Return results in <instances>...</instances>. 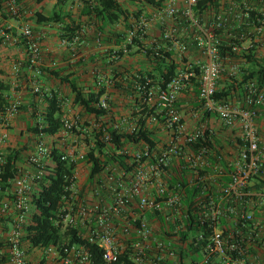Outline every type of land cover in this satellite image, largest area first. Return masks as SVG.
<instances>
[{
	"label": "built area",
	"instance_id": "2783aa9c",
	"mask_svg": "<svg viewBox=\"0 0 264 264\" xmlns=\"http://www.w3.org/2000/svg\"><path fill=\"white\" fill-rule=\"evenodd\" d=\"M196 3L197 0H164L163 7L132 20L131 28L120 44L125 51L128 45L137 40L138 48L143 53L158 55L165 52L180 60L187 59L175 75L162 83V87H151L144 99L150 107L155 108V112L146 119L147 125L159 126L170 134L167 144L154 156L153 161H149V148L143 146L132 153L130 162L135 164L129 171L108 165L92 181V187L82 189L83 197L79 198V164L85 162L86 153L72 147L65 149L60 157L74 163L71 185L65 186L64 191L68 192L71 200L77 201L74 207L61 209L66 213L58 214L56 224L61 228L80 229L79 236L97 244L102 251V260L107 263L117 262L125 250L130 251L133 264L175 259L178 232L185 230L182 219L189 218L182 200L184 187L180 183L170 185L168 182L171 178L169 168L175 159L182 162L181 169L193 175L188 177L187 186L203 184L194 197L193 216L199 230L204 227L209 235L203 238L200 232L195 240H184V245H196L205 239L202 258L195 264L210 261L213 264H264V192L249 189L254 177L264 179V137L259 134L256 125L257 116H264V90L259 89L254 81L246 84L248 109L214 98L222 73L227 71L228 75L235 76L239 70L237 63L230 64L227 69L224 67L219 52L223 39H230L231 50L240 52L238 43L250 42L254 35L263 33L264 14L255 11L246 2H231L213 11L206 20L199 21L194 15ZM17 5V0L6 1L7 11L15 17L20 15ZM254 12L256 14L253 16ZM152 26L158 30L155 35L151 32ZM38 38L28 25L22 26L17 35L0 30L3 45H16L20 39L23 40L27 60L31 68L35 66L32 93L45 97L50 93L41 88L37 79L40 73L37 66L42 53ZM61 43L68 47L73 44ZM189 45L195 47L197 58H188ZM194 66L198 68V76L192 71ZM18 72L19 66L14 65L12 74L15 76ZM192 77L196 80L202 114L214 116L228 131L238 130L241 149L227 158L226 172L218 162L210 165L208 146L191 147L199 140L204 141L206 132L215 133L209 121L202 118L197 126L189 129L176 108L178 96L191 86ZM100 83H105V78H97L96 86ZM20 106L21 101L16 97L0 113V126L3 128L0 130V146L8 139L5 129L7 121L19 112ZM98 106L109 110L106 95L100 98ZM67 112L60 119L57 136L65 138L71 133L80 140L88 139L86 137L90 136L91 130L80 127L79 115H67ZM34 118L40 129L41 114L36 111ZM111 125L128 132L137 128L136 120L129 115L114 119ZM99 126L92 124L93 128L99 129ZM99 140L104 144L109 143L105 129H102ZM50 153L44 136L37 135L27 156V163L32 169H17V175L5 181L10 186L12 199L5 197L0 200V237L8 264H30L21 244L22 224L31 210L33 184L44 175ZM142 158L147 159L141 161ZM4 165L5 158L0 155V174ZM205 167L212 169L213 173L200 175V170ZM204 182H207L206 186ZM63 198L66 199V196L63 195ZM148 214L153 217L149 219ZM158 215L172 236L163 239L156 234ZM254 247V253H251L249 250ZM43 251L47 255L58 256L52 246ZM148 252L152 259L146 258ZM65 253L60 258L62 264H91L89 252L82 245L72 246Z\"/></svg>",
	"mask_w": 264,
	"mask_h": 264
},
{
	"label": "trees",
	"instance_id": "16d2710c",
	"mask_svg": "<svg viewBox=\"0 0 264 264\" xmlns=\"http://www.w3.org/2000/svg\"><path fill=\"white\" fill-rule=\"evenodd\" d=\"M6 1L0 0V18L13 19L15 16L7 11ZM79 1L82 4L80 17H85L89 20V22L86 20V23L92 25L98 43L112 46L107 48L103 53L107 59L104 57L100 58V64L103 65L100 76L104 78L106 73H108L105 77V83H100L99 86H96L95 80V85L93 86H79L75 78L71 77V73L64 75L69 65L66 67L53 66L51 69L44 70L39 68V71L57 79L60 84L70 90L72 94L70 104L80 110L77 114L81 118L80 127L91 130L89 137L92 138L87 136L86 138L88 139L85 140L86 144L90 146L85 154V163L89 165L87 183V187L89 188L92 187V181L95 177L108 165H113L118 170L122 169L124 171H129L134 166L135 163L130 162L132 154L126 149L127 146L136 147L138 150L143 146H147L149 148V161H153L154 156L167 144V142H162L163 139H161L159 126L147 125L146 119L150 114L155 112V108L150 107L144 99L151 87L155 85L162 87V83L175 75L187 59L180 60L175 55L165 52L158 55H154L152 52L143 53L138 48L139 43L137 40L132 45H128L125 51L120 47L127 31L131 28V21L136 20L143 14L139 5L154 10L163 7L164 0H129L130 4L139 8L137 10H128L117 0ZM68 2H74V0H57L58 5L62 6ZM220 3L221 0H197L194 7L195 17L199 21L206 20L213 11L219 8ZM255 14L256 12L252 15L254 16ZM66 18L71 19L67 13L61 12L60 14L52 13L46 18L36 17L33 21L35 24L42 22L47 24L57 23L61 27L60 40L74 43L80 39L79 37L83 33V26L85 24L80 21L74 22L71 20L65 24L64 20ZM0 29L8 31L3 25L2 20H0ZM230 41L226 37L222 41V45L219 48L221 61L226 69L230 64L237 63L239 70L235 76L228 75L227 71L222 73L220 81L222 78L223 85L222 87L218 86L214 98L231 102V98L237 96L240 101L239 107L248 109L250 105L246 102L245 86L249 81H254L259 89L264 90V62L254 54L255 48L253 45L249 48H243L242 43H238L240 52H233L229 45ZM19 43L24 44L23 40L19 41ZM115 46L119 47L114 48ZM136 53L143 55V59L139 63L141 66L139 69L138 67L132 68L121 64L125 55H134ZM106 68H109L108 72L107 70L105 71ZM93 70L95 69L93 68ZM192 71L195 76H198L197 67L194 66ZM97 72V70L94 71L93 79H95ZM195 81V77H192L190 79L191 86L187 89V91L189 89L190 91L178 96L176 102L177 108H184L179 105L186 98L193 101L196 108L199 107V104L196 103L198 92ZM7 90L8 86L0 80V113L9 103ZM33 95L38 96L34 93ZM104 95L107 96L109 110H104L98 106L100 98ZM40 99L46 103L45 110L41 113L42 118L39 123L41 128H38L36 121L33 122V117H35V112L38 109L32 107L30 110L32 122L27 128V132H30L33 137L42 134L45 139H52L49 145L51 153L49 161L45 163L44 175L33 184L30 200L31 210L22 224L21 244L24 250L26 247L43 250L52 246L56 249L60 259L72 246L82 245L89 252L91 264H133L129 257V250H125L119 256L117 262L107 263L103 261L101 248L97 244L90 243L86 239L81 238L79 236L80 229L61 228V226L56 224L58 214L63 215L66 213L61 209L68 206L74 207L76 204L77 200H71L68 197V192L64 191L65 186L71 185L75 167L74 163L69 160H61L60 157L65 149L57 141L59 140L57 134L60 129V119L63 115L61 103L64 97L58 95L57 92L51 91L50 96L45 95V97ZM121 109L122 111H127L131 119L136 120L137 128L135 131L128 132L125 129H115L112 127V121L122 115L120 113ZM21 110L24 111L23 106L19 107V111ZM94 123L100 125L99 129L92 127ZM102 129H105L108 133L109 143L107 144L99 140ZM78 134L81 135L82 133L78 132ZM165 134L167 140L170 135L169 131L166 130ZM34 141L35 139L33 143ZM159 144L163 147L159 148ZM199 145H206L210 148V165H215L218 162L225 172L228 170L226 165L227 158L236 154L241 149V141L238 134L236 135L233 131L222 132L220 135L206 132L204 141L199 140L191 145V147L195 148ZM22 150L10 152L5 157V165L0 174V200L5 197L12 199L10 186L5 181L17 175L16 163L20 160ZM146 159L142 158L141 161H145ZM181 164L182 162L173 160V164L169 168L171 178L168 179L170 185L180 183L184 187L182 200L189 215V218L182 219L185 230L178 232L179 240L175 241L176 257L174 260L164 258L159 263L147 261L145 264H195L202 258V248L205 245V239L196 245L192 243L184 245V240H195L200 232L203 238L209 235V231L204 227L201 231L199 230L198 224L194 223L195 216H193L194 197L198 194L203 184H200L198 187L187 186L188 177H192L193 175L185 169H181ZM199 173L204 176L210 175L213 171L209 167H205ZM219 180L225 179L219 178ZM204 185L206 186L207 182H204ZM249 189L264 192V179L260 176L254 177ZM82 192L83 190L79 191V198L83 197ZM63 195L66 196V199L63 198ZM147 217L151 219L153 215L148 214ZM157 219L158 227L155 230L156 234L163 239L172 236L166 231V224L162 217L158 215ZM254 249L255 247L250 248L249 251L254 253ZM151 256V253L148 252L146 258L152 259ZM6 261L5 248L0 237V264ZM207 264L213 263L210 261Z\"/></svg>",
	"mask_w": 264,
	"mask_h": 264
},
{
	"label": "crops",
	"instance_id": "0c3cea01",
	"mask_svg": "<svg viewBox=\"0 0 264 264\" xmlns=\"http://www.w3.org/2000/svg\"><path fill=\"white\" fill-rule=\"evenodd\" d=\"M117 1L123 6L126 4V0ZM231 2H246L255 11L264 14V0H221L219 7L227 6ZM18 4L17 8L20 11V15L14 17L13 19L0 18V20H2V23L8 32L13 35H17L19 29L24 25L30 26L33 33L38 35V42L42 53L41 62L39 66H37V69L39 70V68H42L44 70L51 69L53 66L66 67L69 65V67H67L68 70L64 72V75L71 73V77L75 78L78 85L82 87L95 85L94 81L97 80V78H100V74H102L103 65L100 64V58L104 57V51L112 46H106L98 43L96 34L93 32L92 25L90 23H86L87 21L89 22V20L85 17H80V9L82 7L80 1L74 0V2H68L64 6L58 5L57 0H19ZM146 8L150 10L149 12L156 10H152L148 7ZM61 12H65L71 17V19L66 18L64 20L65 24L70 22V20L74 22L80 21L85 24L83 26V33L79 37L80 39L75 41L69 47L62 45L59 38L61 27L57 23L47 24L42 22L40 24H35L33 21L36 17L46 18L52 13L60 14ZM157 31L158 30L155 26L151 27V32L154 35L157 34ZM20 41H22V39H20ZM251 45L255 48L254 54L260 58L262 62H264V31L261 35H254L252 41L242 43L243 48H249ZM116 47L117 46L114 48ZM189 51L191 52L188 57L190 60L195 57L196 54L198 55L193 45H189ZM142 59L143 55L140 53L125 55L121 64L132 68L138 67L139 69V67H141L139 63ZM14 65L19 66V72L15 76L12 74V68ZM34 68L35 66L31 68V65L27 60L26 50L22 44L3 45L0 42V80L8 86V101L17 97L21 101V106L24 108V111H19L13 118L7 121L5 129L8 133V139L2 146H0V155L5 158L10 152L24 149L21 151L22 155L20 160L16 163L17 169L24 171L32 168L28 163H24L23 152L29 154L33 147V140L36 139V136L33 137L30 132H27V128L32 122L30 110L32 107H36L41 114L44 112L46 107V103L40 99L42 97L39 98V96H34L31 90L32 80L34 78ZM93 68L98 71L95 79H93L95 71ZM106 70L108 72L109 68H106L105 71ZM107 75L108 73H106V76ZM37 79L41 88L46 90V92L50 93L51 91H54L61 97H64V102L62 101L61 103L62 112H67L69 110L67 109L69 106V100L71 101L72 96L70 90L60 84L57 79L52 78L44 72H40ZM222 85L223 83L221 78V81L219 80V87H222ZM188 91H190V89ZM188 91L186 89L182 93ZM233 98H236V103L240 104L237 96H233ZM196 103L199 104L198 99ZM179 106L184 107L183 109L176 108L178 109L182 117V121L185 123L187 128H194L195 125L203 118L200 108H196L195 103L188 100V98L183 100L182 104ZM70 111L74 114H78L80 110L78 108L71 107ZM125 113L126 115H129L128 112ZM205 116L207 115L205 114ZM34 121L35 119L33 117V122ZM214 121L217 120L210 115L209 123ZM256 125L259 134L264 137V116H257ZM2 129L3 128L0 126V130ZM159 132L161 133L165 131L160 129ZM215 134L220 135V133L217 132H215ZM76 138H73L72 141H77ZM48 140L51 141L52 139ZM57 141L63 146V138H59ZM78 149L81 150V147H78ZM126 149L130 151L131 154L138 150L133 146H128ZM151 190H153V188ZM25 253L30 264H62L58 256L55 257L47 255L42 249L26 247ZM3 264L8 263L5 262Z\"/></svg>",
	"mask_w": 264,
	"mask_h": 264
},
{
	"label": "rangeland",
	"instance_id": "374dc122",
	"mask_svg": "<svg viewBox=\"0 0 264 264\" xmlns=\"http://www.w3.org/2000/svg\"><path fill=\"white\" fill-rule=\"evenodd\" d=\"M126 4H124V6L128 9V10H137V9H139L140 8V10H141V12L142 13H149V9H147L146 7H142L141 5H139V8H137L136 6H133L132 4H130V1L129 0H126V2H125ZM5 48H7L6 46H4ZM190 54H191V52L189 51L188 52V54H187V56L189 57L190 56ZM198 57V55L196 54V56L195 57H193L192 59H195V58H197ZM236 98H231V103L232 104H234V105H236V106H239V104H237L236 103ZM71 101L69 100V108L67 107V109H69L68 110V112L66 113L67 115L69 114V115H71V114H73L74 115V113H72L71 111H70V109H71V107L72 108H75V107H73V106H71ZM125 112H127V111H122V109H121V111H120V113L122 114V115H124V114H126ZM201 112V111H200ZM119 113V114H120ZM121 115V116H122ZM203 115V118L204 119H206V120H208L209 121V117H210V115H207V116H205V114H202ZM214 117V116H213ZM114 118V117H113ZM116 119H118V117L116 118ZM199 124V122L195 125V126H197ZM209 126H210V128L214 131V132H217V133H222V132H227L228 130L227 129H225V128H223L222 126H221V124L219 123V122H217V121H214V122H212V123H209ZM154 127V126H153ZM237 128V127H236ZM160 130V129H159ZM236 133V135L238 134V130L237 129H235L234 131H233V133ZM162 134H161V139H163L162 140V142L164 143V142H167V140H166V134H165V132H161ZM75 139L76 138V136L74 135V134H68L65 138H63V148L64 149H67V148H72V147H76V148H78V147H81V151L83 152V153H86L87 151H88V145L86 144V141L85 140H80V138L78 139V138H76V140L77 141H72V139ZM161 139H159V141H161ZM45 141H46V144H47V146L49 147V145L51 144V141L50 140H48V139H45ZM128 147V146H127ZM161 147H163V146H161L160 144H159V148H161ZM30 149H31V147H30ZM128 149V148H127ZM24 150V149H23ZM129 150V149H128ZM23 157H24V163H27V156H28V154H26V153H24L23 152ZM88 171H89V166H87V164L85 163V162H83V163H80L79 164V173H78V183H77V188H80L81 190L83 189V188H86V186H87V183H88ZM157 229V226L155 225V230Z\"/></svg>",
	"mask_w": 264,
	"mask_h": 264
}]
</instances>
